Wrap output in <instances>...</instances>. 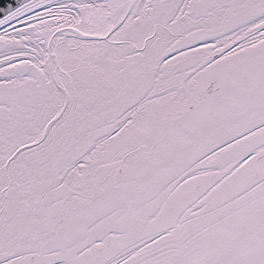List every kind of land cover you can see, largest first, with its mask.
I'll use <instances>...</instances> for the list:
<instances>
[{
	"label": "snow or ice",
	"instance_id": "6c2138e0",
	"mask_svg": "<svg viewBox=\"0 0 264 264\" xmlns=\"http://www.w3.org/2000/svg\"><path fill=\"white\" fill-rule=\"evenodd\" d=\"M0 264H264V0H0Z\"/></svg>",
	"mask_w": 264,
	"mask_h": 264
}]
</instances>
